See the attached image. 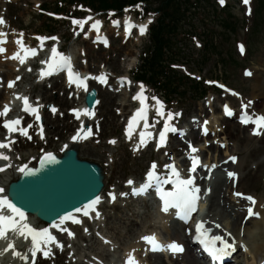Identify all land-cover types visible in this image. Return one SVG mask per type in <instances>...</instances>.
<instances>
[{"label":"rangeland","instance_id":"1","mask_svg":"<svg viewBox=\"0 0 264 264\" xmlns=\"http://www.w3.org/2000/svg\"><path fill=\"white\" fill-rule=\"evenodd\" d=\"M52 1L53 0H0V18L3 17V11L5 7H7L9 23L13 24L17 29L23 30L22 32H24L26 39L33 41V43L37 46L41 41L37 39L35 34H38L39 36L42 35L44 37L47 36L44 35L42 31V21L38 16L39 6L43 3ZM176 1H178L177 6L175 7V11L178 10L177 15L171 16L169 19L170 22L175 24V27H170L164 31V37L170 42L167 47L166 54L164 55L165 57L163 62L158 63L157 66V70L160 72L163 68L166 69V67H169L170 64L175 65L176 71L173 73L166 72L162 75V77H166L167 80L168 78L172 80V85L176 87L177 92L174 94L173 99L170 102V108L168 107L175 115L173 116V119L174 117H177L175 118V121L181 124L183 118H196L197 115L200 120L206 119L213 123L218 121V124L220 121L219 104L222 102L223 97L212 96L207 100V96L204 101H199L200 91L203 88H198L195 85L197 83H193L182 78V75L186 70L201 76L203 79L222 80L231 88L241 92L243 95V104L245 107L249 108L251 112H260L264 114V5L262 6L259 0H253L251 4L253 14L245 15V9L240 3V0H225L224 4H226V10L223 12H221L220 9L224 4L221 5L219 0L217 3L216 0ZM148 4L151 10L159 7V3L156 0L150 1ZM83 18L84 17H79L73 20L81 21ZM98 18H100V20L105 24L103 33L107 35L109 40L112 42L109 49L104 50L97 48L95 45L92 46L89 44L90 37L86 38V34L91 27L90 21H88L89 24L86 25L85 32L79 34L76 29L78 25H74L72 23L73 20L71 22H67V24L65 21L60 22V25L55 27L56 32L54 34L57 38H59V41L57 42L58 44H56L57 47L61 46L65 48L67 52L72 55L74 60H76L78 66L82 67L83 71L99 73L108 69L110 72L117 75H124L129 69H131L129 73L131 76H134V71L137 65H135L134 62L138 63V59L142 54L147 53L149 55V52L152 51L151 41L148 36H134L127 42L124 40L122 41L120 34H116V31L108 25L109 17L104 16ZM252 24L254 25V30H250L248 34L247 31L250 27H252ZM232 29L235 30L236 33H232ZM5 32L9 35V46H15L14 44L16 43V40L19 39L20 34L11 30H5ZM95 35L96 34H94V37ZM237 43H239V45L241 44L243 48L248 43L247 54L243 58L235 49V45ZM182 65L186 68V70L181 67ZM243 67H245L252 74L254 73L253 78L249 77L244 79L242 77L241 70ZM11 71H14L16 75L14 80V82H16V87L14 89L9 87V84L6 86V81L3 78L5 74H10ZM14 72L11 73V80L14 78ZM33 76L32 72H30V63L20 66L19 64L8 61L7 59H0V91L3 87H9L12 90L10 92L7 91L6 93V98L9 99V97L16 92L17 87L20 92H24L26 89H35L33 100L40 102L45 110L44 114L46 116L44 117V121L47 125V129L45 128V130L48 133V142L50 143V149H44L43 144L39 143L37 140H35L33 145H28L30 144L29 140H25L27 143L25 144L23 139L19 140L18 144H6L8 146L1 148V151L3 153H7L6 155L8 158L16 159L13 162L14 166L18 163L22 166H27V164L30 165V162L38 158L40 149L41 153L44 150L49 152L53 151L60 156V152H63V141H66L67 137L75 131L74 122H71L73 123L74 130L72 132H68L69 134H64L61 138L59 134L53 132V128L48 122L49 118L51 119L55 117L59 118L60 121L67 118L69 123L70 119H72L71 116L70 118L66 116L68 114V110L73 108L72 105L68 104L64 107H58L54 102L57 97L62 94L60 91L54 89L61 81L55 82L53 85L54 87H52V83L37 82ZM17 77H20V79H17ZM254 85L257 86L256 89H254ZM135 89L136 86L134 85L129 87L126 91L110 88V91H108L109 94L117 92L122 93L121 96L120 94H116V97H113L115 104L113 106L112 113H114V115L118 118L115 126L113 125L103 130L102 121H104V119L101 115L102 106L98 107L99 117L97 116V110L95 109L96 119L92 125L94 134L93 140L87 142L83 146H80L79 144L77 147L78 152L81 154L80 159L99 164L102 168L104 166L103 169H105L104 172L106 176H112L111 183L110 180H108V184L106 178L104 184L106 183V185L108 184L109 187H111L110 185L115 184L116 182V188H113L116 190H120L122 183L126 180V178L142 177L145 171L150 169L153 162L160 161L159 158H164L162 153H160V155H154L149 151L139 157V154L133 146L128 148L123 146L125 143V138L122 136L124 122L122 121L123 116L119 115L122 113L119 107L124 105L126 106V111L130 110L129 107L132 105L131 103L129 104V98L135 92ZM45 91L48 93L47 97L49 100H44V95L42 94ZM56 91L60 92V94ZM104 92L108 93L106 91ZM151 94H153L152 91ZM157 96L160 95L158 94ZM67 98L71 100V95H68ZM99 98L101 99L100 103L103 105V93L102 95L100 94ZM255 98L258 99L260 103L257 107L251 108L249 103H252ZM0 102L2 105H6L4 104L5 101ZM75 102L78 103V100H75ZM235 104L237 107L240 106L238 103ZM52 107L57 109L55 113L50 110ZM0 111H2V109ZM177 113H179V115H176ZM181 114L183 115V118L179 121ZM199 116L201 118H199ZM228 126L227 131L225 133L223 132L225 135L222 133L220 136L221 143L226 146L228 142V151L232 153L231 155L238 157L236 169L243 178L242 183H239V187L235 191L252 194L264 203V134L255 138L250 133V130L239 128L234 122L228 123ZM214 130L222 131L220 127H216ZM249 136H251L253 140H251ZM223 138L228 139V141H224ZM112 140L115 141L114 144L109 143V141ZM213 140L216 144L214 146L212 145L209 152L212 153V158L215 159L219 153L224 155L222 156L223 158L226 157L228 154L227 149L219 148L217 145V137ZM80 141L82 140L80 139ZM20 142L22 147L18 148V145H21ZM46 143L47 141L44 142V145ZM49 143H47V145ZM133 143H135V141H133ZM200 147L201 149L205 148L204 144ZM204 155V158L209 159V154L204 153ZM179 160L182 161V158L180 157ZM32 165L33 162L31 166ZM14 171V168H12L9 172H0V175L6 176L7 174H10V176L12 175L13 180H15L16 176L14 175ZM248 171L251 174L250 176L248 175ZM241 176L239 177L241 178ZM221 177L222 176L219 172L214 175L211 182L213 185V193L222 187ZM229 196V191L227 190V199H229ZM220 202L221 201H219V203ZM114 203L116 202H113V204ZM102 204L105 203L102 202ZM111 204H109V206H111ZM122 208L123 207L121 206L120 211L108 208L106 212L102 211V215H100L101 220H105L107 231L114 229V232L119 234V238L117 236V241V238L111 237V233H108L109 238L111 237L117 241L114 246L115 250H113V252L110 251L113 259H120L122 253H126L132 243L143 240L142 237L150 236L154 231L160 232L163 236H166L159 216L149 214V219H146L143 216L144 212H139V214H137L132 212L130 209H125L121 215ZM215 212L216 214H219V216H222L221 209L216 208ZM116 215L117 218L115 217ZM130 221H137L139 224L136 222L137 227L133 230V234L127 235L122 229V226L124 227L125 225L129 228L127 223ZM150 226L151 228L154 227V230L149 229ZM156 228H158V230H156ZM90 240L91 242H86L88 245L80 242L78 232L76 238L74 237L70 239L69 245L65 244L63 240H60L59 245L62 247L55 246L53 253L54 255H59V253L61 254L65 251L67 252L68 259L63 262V258L61 264H87L89 262V256H91L94 252L99 251V247L95 239L93 240L92 238ZM122 242L127 245V247L123 246ZM1 245L0 253L2 252V254H0V261L4 260L6 261V264H13L17 260L18 256H13V251H3L7 248L8 242L1 243ZM20 246H23V243L22 245L20 244ZM251 246L254 247L255 244ZM15 251L17 252V250ZM250 253H253L250 255L257 259L256 264H259L260 261H262V257L259 256V253L255 252L253 248ZM124 257L126 258V256ZM102 258L106 259L105 256ZM143 261V264H148L146 260L143 259ZM55 262L56 261H51L49 263L47 262V264H57V262ZM179 262L181 263L180 260Z\"/></svg>","mask_w":264,"mask_h":264},{"label":"snow or ice","instance_id":"2","mask_svg":"<svg viewBox=\"0 0 264 264\" xmlns=\"http://www.w3.org/2000/svg\"><path fill=\"white\" fill-rule=\"evenodd\" d=\"M219 3L221 5H223L225 3V0H219ZM243 3L247 5L249 3V0H243ZM89 19H91V18L89 17ZM2 23H4V21L2 18H0V24H2ZM72 23L74 25H80L82 27L84 22L79 21V20H73ZM99 24H100V21L97 20L92 25V27L94 29L98 30ZM126 25H127V22H126ZM145 28H146V26H143V25L140 26L139 31L141 34L144 33ZM125 32L127 35V32H128L127 26L125 28ZM2 35L3 34L0 33V36H2ZM37 39L43 41L44 39H47V38L46 37H37ZM51 39H56V38L52 37ZM3 42H4L3 40H0V43H3ZM16 44L21 47V50L24 52V55L20 56L19 53H17V54H14L13 57H11V58L19 59L20 63H24V59L28 55H30V54L34 55L35 54L34 49L33 50L24 49L23 45H22V41L20 39L16 40ZM4 51H5V49L0 47V53H2ZM240 51L243 52V46L242 45L240 46ZM52 55H53V59L51 62H49V70H48L47 74L51 75L54 71H56L59 68L67 69L69 84H72L73 82H75L78 87H83V88H85V90H87V85L85 84V80L88 79V77L81 79L79 77L78 73H73L72 66L70 63V59L68 57H64V56L58 54L55 47L52 48ZM44 74L45 73H43V72L41 73L42 76ZM246 74H250V73H246ZM17 79H20V77H17ZM95 79L100 83H106V78L104 75H101L99 77H95ZM13 83L14 82L10 81L8 86L12 87ZM142 92H143V85H141V93H138L137 96L134 97V99L140 100L142 107L140 110L137 111V113H135L133 115L132 118H130L128 125H127V128L125 129V135L128 136L129 138L131 137V133H132V129H133L134 124L138 121V119H144L143 105H144L145 97H143ZM17 98L21 99L23 101V110L25 112H28L29 114H36L37 113V108L31 107L29 105L27 97H17ZM153 99H155V98H153ZM159 103L160 102L157 101L158 105H159ZM50 110L53 113H55L57 111V109L54 107H52ZM8 111H9V108L7 105H5L4 109L2 111H0V115H7ZM72 111L76 114L77 118H79V116L81 114L80 111H77V110H72ZM82 111L85 115H89V116L91 115V113L88 111V109H83ZM225 113H226V115H231V112L227 109V107H225ZM157 114L163 115V112L161 111V109L159 107L157 108ZM176 115H179V113H177ZM171 118H172V114L169 113L168 119L170 120ZM36 119H37V121L40 120V116L38 114H36ZM249 122H251L255 125V127L252 130V134L253 135H259L260 132L258 131V129L264 128V116H256L254 119H251L247 116H241V123L247 124ZM205 123H207V122H205ZM19 124H20L19 119L6 120L3 124V127L9 133H12L14 131H17L15 126L19 125ZM19 131L22 135H27L26 129H20ZM169 131L176 132L177 129L170 127L168 125V123L165 122V128H164V131H161V133H160V143L157 145V147H160L164 143L165 134H166V132H169ZM206 131L207 130L205 129V132ZM90 134H91V132L89 130V132L86 134V136L90 135ZM28 138L31 139V137H28ZM41 138H43L42 129H41ZM79 138H80V133L77 132V135H74L72 137V140L76 141ZM145 142H146L145 141V133L141 132L140 133V143L144 144ZM109 143L114 144L115 141L112 140V141H109ZM7 146L8 145H6L4 143H0V148H4ZM189 147H190L191 153H195L197 151V149L195 147H192L191 145ZM189 158H190L191 164H192L191 168L189 169V172H194L196 170L197 164L199 163V158L196 156H190ZM0 159L7 160L8 157L0 154ZM229 159L233 163H235L237 160V157L231 156V157H229ZM45 160H47L49 163H55L56 162L55 157L52 155V153H47L44 157L41 158V165L44 164ZM156 167H157V165L155 164V162H153L150 170L147 173L148 183H150L155 178ZM166 167L171 169V175L174 176L175 179L172 181L173 186H174L172 191H163V190L157 188V195L159 196V199L162 202L161 211L167 213L169 211V208H175L177 210L176 215L178 217H180L181 219L187 220L189 214L192 211H195V204H196V200L198 199L196 193L199 191V189L193 186V179L191 176H189L187 179H181L180 174L174 165H166ZM213 167H215V166H213ZM0 171H3V169L0 168ZM19 171H21L25 175H33L36 171H38V169H28L27 166L25 165L24 167L20 168ZM227 175L230 178H232L236 174L234 172H228ZM165 182H167V181H165ZM127 183L129 185H132L133 181L129 180V181H127ZM147 186H148V184H145V185H142L139 189L133 188L132 194L133 195L143 194L147 190ZM0 192H3V189H0ZM235 195L236 196H242V194L239 192L235 193ZM112 199H115V197L113 196ZM245 199H247L252 204L255 203L254 198L251 196H247V197H245ZM99 201H100V197H96L95 200H92L89 204L84 205V207L82 209L77 208L76 211L77 212L82 211L85 216H88L89 211L92 210L93 206L96 205L97 203H99ZM2 208L9 209L13 215L12 216L0 215V238H4L6 235V232L8 230L18 231L19 235H21V236H24L25 233H27L28 235L31 236L32 256L33 257L36 256V253L38 251H41V243H43L45 246L49 243H56L55 237L49 233V230L47 228L36 230L26 223L18 224L15 217H19V220L23 221L25 219V214L19 208H17L14 204H12L8 200L7 197H0V209H2ZM98 215H99V213H97V216ZM253 215H254L253 209L250 207L248 209V216L251 217ZM66 219H72V218L70 216H64V217L60 218V222L63 223L64 220H66ZM73 223H79V221L73 219ZM53 227H58V226L53 225ZM202 227L203 226L200 223H198L196 226L197 233L199 234L198 238H201L204 236V233L201 232ZM71 235H73V234L69 232V236H71ZM142 239L144 241L148 242L149 244H151L153 251L159 250L161 247L156 242L154 236H145V237H142ZM217 240H220V237H214L212 239V241H207L203 238L200 239V242L202 244H204L206 250H208L213 255L214 258L217 256L218 253H223L224 249L230 247V245L224 244L223 242H221L223 244V248L216 249L214 247V244H215V241H217ZM57 247H62V246L57 244ZM168 248L174 253L183 251V249L176 243L169 244ZM9 249H13V245L11 243L8 244L7 248L4 251H8ZM0 254H2V253H0ZM12 255L13 256H20V253L13 250ZM43 255L45 257H47L49 255V251H47V250L43 251ZM21 258L26 259V257H21ZM127 264H134L133 258L131 257V255L128 258Z\"/></svg>","mask_w":264,"mask_h":264},{"label":"bare ground","instance_id":"3","mask_svg":"<svg viewBox=\"0 0 264 264\" xmlns=\"http://www.w3.org/2000/svg\"><path fill=\"white\" fill-rule=\"evenodd\" d=\"M93 33L96 34L95 37H98V35L100 36V24H99L98 30L97 29H94L92 27V34ZM4 37L7 38L6 36H4ZM0 39H2V36H0ZM20 40L23 43V36L20 37ZM30 45H31V43H30ZM0 47H2L3 49H5L4 52L0 53V58H5V59L10 60V61H19V59H13L11 57H13V55L14 54H17V53H19L20 56H23L24 55V52L21 50V47L18 46V45H15V46H13V47L10 48V47H8V45L6 43L3 46L1 45ZM24 49H27L28 50V47H25ZM11 73L12 72H10V74H5L4 77H3L4 80L9 81L11 79ZM82 73H84V72H82ZM256 88H257V86L254 87V89H256ZM55 89L57 91H60L62 93L54 101L56 103V105L57 106H60V107L67 106L69 102L66 99V91L64 89V86H63L62 82H59L57 84V86H55ZM102 93H103V97H104V103H103V105L99 101L100 94L102 95ZM42 95H44V100H49V98L47 97L48 93L46 91ZM5 97H6V90H5V88H3L0 91V100L1 99H5ZM113 97H116V94L115 95H112V94H109V93H105L103 90H98V105L93 110H95L98 107L102 106V108H101V115L103 116V119H104V121H102L103 122L102 123L103 130L105 128L110 127V126H113V125L115 126V124H116V122L118 120V118L114 115V113H112V109H113V106L115 104ZM79 98H83V95L80 94L79 95ZM119 108H120V111L122 113H125L126 106L121 105ZM1 109L3 110V107H1L0 110ZM41 114L45 115L44 112L43 113L41 112ZM71 118H72V116H71ZM65 121H67V122H65ZM48 122L51 124V126L53 128V132H56V134H59L61 136V138L64 136V134H67L68 132H70V131L72 132L74 130L73 123H71V122L69 123L68 120H67V118L65 120H63V121H60L59 118H56V117L55 118H51V119L49 118L48 119ZM224 122L226 123L228 121H224ZM140 124H141V120L138 119V121L134 124V129L138 128L140 126ZM0 131H3V129L0 128ZM44 131H45V133H47L46 130H44ZM196 138L197 137H193L192 140H195ZM145 141H146V137H145ZM20 144H21V142H20ZM79 144H80L79 139H77V141L75 143L73 141H68V142H66L65 146L63 147V152L66 151L67 149H70V148L77 149V147L79 146ZM170 144H172V143H169V145ZM149 146H151V142L150 141H147V147H149ZM19 147H22V144L19 145ZM47 152H49V151H45L44 150L41 154H44V153H47ZM60 153H62V151ZM172 153H175V149H172ZM171 156H173V157L176 158L177 155L172 154ZM21 166L22 165L18 166V169H16L17 170L16 172H20L19 169L22 168ZM8 169H10V167L9 168L6 167V170L7 171H8ZM229 171H232L231 168L228 169V172ZM250 172L248 173L249 176L251 175ZM12 181H13L12 180V177L10 175H8V174H7V176H4V179H2V182L4 184H6L7 186ZM241 181L242 180L239 177L238 178V182L240 183ZM224 183L226 184V188H231V193H233L231 183L228 182L227 180ZM106 190H107V185L105 183L104 190L102 191V194L100 196V201L95 206H93V210L96 209V210H101L103 212H106V210L108 208L109 209L111 208V209H113L115 211H120L121 210V206L119 204H117V203H114V204L112 203L111 206L106 205V204H102L103 200L107 198ZM108 193H110V191H108ZM220 194L223 195L224 193H218L219 199H220ZM2 197H4V194H2ZM222 198H223V196H222ZM210 200L211 201L213 200V202H214L213 197ZM225 201H226V203H224V211L226 212L227 209H228L231 212L232 215L229 218H227V214L225 213L224 219L221 218L222 217L221 216L220 218L222 220H221V222H219L218 219H213V217L215 218L216 215L215 214L214 215L212 214L211 215L212 219H210V221H209L210 222L209 228L212 229V231H213L212 232V235L214 237H220V240H218L219 242H223L224 244H226L227 242H230V244L232 245L233 248H236L237 247V248H239V250L241 249V246L244 247L245 250H247L248 248L250 249L251 244L249 243V240H251V238L252 239L255 238L254 239L255 240V243L254 244H256L255 249L256 250H259V251H262L263 250V246H264V232H259L258 234H255V232H254L253 229H257V228L262 229V228H264V224H263V222H264V204H261L259 201L256 202L257 204H256V208H255L256 210H255L254 216L248 222H245L244 221V217L246 216V213H247V210L246 209H248V207H250V205H248V204H246L244 202H240V201L236 200V198H234L232 196V194H231V197H229V199L225 198ZM213 202L211 204V210H210L209 213L212 212V206L214 205ZM231 203H236V205H238L239 208L236 211H234L233 210V207H231V205H230ZM144 206H146L145 203H144ZM260 206H262L261 219L259 221H256L255 220L256 219L255 216L258 214V209L260 208ZM225 207H226V209H225ZM242 211H244V215L243 216L241 215ZM81 214H83L82 211L81 212H78L77 215H73V216H70V217L77 218ZM161 214H162V217H163L164 224H168L169 221H170V218H171L170 217V214L169 213H165V212H161ZM222 215H224L223 211H222ZM80 218H83V215H81ZM65 222H66V220H64L63 223H61L60 221H58L54 225H57L58 226L60 224H64ZM118 222H121V221H118ZM127 224L129 225V228L124 225V227L122 226V229L125 231V234L132 235L133 234V230L137 227V223H136V221L135 222L130 221ZM51 228H56V227L51 226ZM230 230L232 231L233 236H232V234H228V232ZM121 232H122V230H121ZM109 233H111V237L117 238V236H118V238H119V234L115 233L114 232V229L113 230L111 229L109 231ZM190 233H191L190 227L186 226V227H184L182 229L181 232L177 231L173 236H171L169 238V240H168L169 242L176 243V244H186L187 245V249H189V251H186L182 256H178V257L172 256V257H170L168 259L169 262H170L169 264H201V260L199 259V257L196 256L195 253H193V248H190L188 246V244H187V236ZM255 235H257V236H255ZM181 237H183L184 239H182ZM229 237H231V238H229ZM256 237L259 238V241L261 240V243H258V240H257ZM113 238H111V239H113ZM118 238H117V241H118ZM241 238L242 239H245L246 240V243H240ZM81 239L83 241H85V238L84 237H81ZM148 244L149 243L145 241V245L147 246ZM245 246H247V247H245ZM137 247L138 246H136V248ZM143 251H145V250H143ZM146 251H147V249H146ZM239 253H240V251H239ZM250 254H253V253H250ZM99 257H101V255ZM239 257H240V255L239 256L236 255L237 260H238ZM241 257H242V261L240 262V259H239V261H237L238 264H241L244 259L246 260L245 264H255L254 263V261H255L254 258H252L251 256L249 257L247 253L246 254H245V252L242 253ZM62 259H63V256L60 255L58 257V259H57V264H61ZM148 259L149 260L152 259V256L149 255L148 256ZM104 260L105 259H103V258L101 259V261H104ZM179 260L181 261V263L179 262ZM37 261H38L37 264H47V262H48V261L42 260L41 258H38ZM157 264H165V263H164V260L161 258L160 259V262L157 263Z\"/></svg>","mask_w":264,"mask_h":264},{"label":"water","instance_id":"4","mask_svg":"<svg viewBox=\"0 0 264 264\" xmlns=\"http://www.w3.org/2000/svg\"><path fill=\"white\" fill-rule=\"evenodd\" d=\"M95 95L91 91L85 97L89 108L95 102ZM45 155L39 158L35 168H28L38 171L33 175L22 173L17 182L8 186L7 194L17 208L52 224L95 200L103 187V177L97 165L79 161L74 150L66 151L61 158L52 154L56 162L45 160L41 165Z\"/></svg>","mask_w":264,"mask_h":264},{"label":"trees","instance_id":"5","mask_svg":"<svg viewBox=\"0 0 264 264\" xmlns=\"http://www.w3.org/2000/svg\"><path fill=\"white\" fill-rule=\"evenodd\" d=\"M136 1H143L148 4L150 1L154 0H63L64 4L68 6H73L75 3L82 4L86 7L91 8L94 12L97 11H107L110 9L120 10L126 4H133ZM159 3V7L156 9L160 14V19L157 22L156 27L152 28L150 39L153 44V51L149 58L148 70L146 72H141L140 77L142 79H150L152 83L157 79V71L155 68L158 66V63H161L165 50L169 46V40L164 37V34L167 29L170 27H175L173 22H170L169 19L171 16L177 15L178 10L175 11V7L178 4L176 0H156ZM173 5V6H172ZM56 9L60 12L65 11V8L62 6H57ZM145 63V61H144Z\"/></svg>","mask_w":264,"mask_h":264}]
</instances>
